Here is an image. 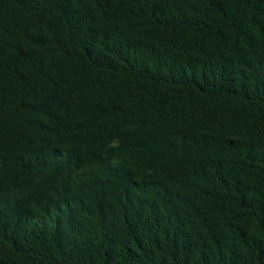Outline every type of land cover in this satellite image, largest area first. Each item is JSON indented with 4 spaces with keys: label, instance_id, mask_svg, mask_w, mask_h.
I'll use <instances>...</instances> for the list:
<instances>
[{
    "label": "trees",
    "instance_id": "trees-1",
    "mask_svg": "<svg viewBox=\"0 0 264 264\" xmlns=\"http://www.w3.org/2000/svg\"><path fill=\"white\" fill-rule=\"evenodd\" d=\"M0 264H264V0H0Z\"/></svg>",
    "mask_w": 264,
    "mask_h": 264
}]
</instances>
